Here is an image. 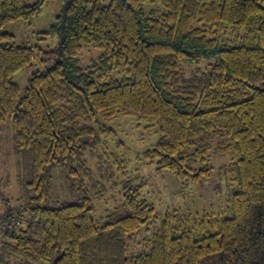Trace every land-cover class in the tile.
Returning <instances> with one entry per match:
<instances>
[{
  "label": "trees",
  "instance_id": "trees-1",
  "mask_svg": "<svg viewBox=\"0 0 264 264\" xmlns=\"http://www.w3.org/2000/svg\"><path fill=\"white\" fill-rule=\"evenodd\" d=\"M47 2L0 0V124L10 118L16 151L31 155L33 193L19 227L0 220V243L22 264H264V0H61L42 33L58 36L57 49L16 44L5 27ZM84 47L100 51L88 68L78 65ZM36 61L44 68L22 94L14 77ZM118 117L157 128L143 159L185 186L209 180L212 157L231 153L226 210L161 216L142 182L100 224L84 162L68 172L74 201L50 206L49 169L77 159L112 132L101 121Z\"/></svg>",
  "mask_w": 264,
  "mask_h": 264
},
{
  "label": "rangeland",
  "instance_id": "rangeland-1",
  "mask_svg": "<svg viewBox=\"0 0 264 264\" xmlns=\"http://www.w3.org/2000/svg\"><path fill=\"white\" fill-rule=\"evenodd\" d=\"M110 1L102 0V4L108 5ZM36 2L37 0H26L27 4ZM146 7L156 8L159 14L165 11L161 6L153 4ZM60 9L61 0H48L35 18L11 23L5 27V32L14 35L18 45L55 50L59 46L58 36L42 33L50 31ZM99 55V50L84 47L78 56V65L88 68ZM51 64L53 61L46 66ZM43 68L44 66L36 61L33 66L25 67L15 75L14 82L18 84L22 94L25 93L32 73ZM121 77L119 72L111 76L116 80H120ZM101 122L102 126L111 127L112 132L85 147L79 157L69 164L49 169L54 179L53 201L49 203L50 206L56 207L61 202L74 201L66 190L68 172L78 163L84 162L91 171L93 181L91 183L95 184V188L90 189L91 194L96 193L93 198V216L100 224L106 222V215L121 204L125 188L140 185L142 182V197L153 204L161 216L168 210L176 209L192 214L209 213L212 209L226 210L227 200L233 192L230 170L234 157L231 153L212 157L213 170L209 180L203 181L198 186H185L167 171L157 174L155 166L143 159V153L151 149L159 140L157 128L146 129L144 124L138 126L128 117ZM31 166V155L26 151H16L12 120L7 118L0 124V220L10 215L13 229L19 227L17 223L20 220V213L23 212L22 215L25 216L23 210L30 204L31 194L33 195L27 185L31 181ZM20 226H23V222ZM2 240L0 238V242ZM23 261V256L15 254L0 243V264H22Z\"/></svg>",
  "mask_w": 264,
  "mask_h": 264
}]
</instances>
